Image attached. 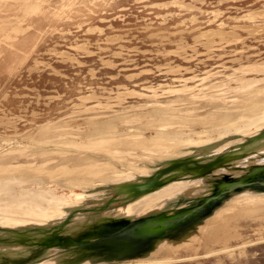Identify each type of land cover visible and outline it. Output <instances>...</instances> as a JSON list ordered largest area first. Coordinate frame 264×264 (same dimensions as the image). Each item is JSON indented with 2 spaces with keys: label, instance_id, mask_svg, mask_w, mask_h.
I'll return each mask as SVG.
<instances>
[{
  "label": "rangeland",
  "instance_id": "1",
  "mask_svg": "<svg viewBox=\"0 0 264 264\" xmlns=\"http://www.w3.org/2000/svg\"><path fill=\"white\" fill-rule=\"evenodd\" d=\"M263 107L264 0H0V234L76 224L105 204L121 223L197 209L142 243L65 246L15 264H264V171L250 175L264 167ZM217 142L238 173L182 192L174 211L163 214L164 194L138 209L109 202L126 173L142 180V169L152 176ZM241 178L248 184L226 191Z\"/></svg>",
  "mask_w": 264,
  "mask_h": 264
},
{
  "label": "bare ground",
  "instance_id": "2",
  "mask_svg": "<svg viewBox=\"0 0 264 264\" xmlns=\"http://www.w3.org/2000/svg\"><path fill=\"white\" fill-rule=\"evenodd\" d=\"M30 6V5H29ZM32 7V5H31ZM30 7V8H31ZM69 10V9H68ZM252 26V25H251ZM255 27V25H254ZM258 27V26H257ZM256 30V29H255ZM210 31H208L209 33ZM213 32V31H212ZM257 32V31H256ZM211 33V32H210ZM217 33V32H216ZM220 33V32H219ZM215 34V32H214ZM206 35V34H205ZM204 35V36H205ZM209 36V35H208ZM238 37V35H237ZM204 41V40H203ZM256 67V66H255ZM256 71V70H255ZM258 71V70H257ZM263 72V71H262ZM243 73V72H242ZM244 74V73H243ZM236 78V77H235ZM238 78V77H237ZM263 78V77H262ZM243 79V78H242ZM232 80V79H230ZM239 80V79H238ZM233 81V80H232ZM245 81V80H244ZM250 81V80H249ZM230 82V81H229ZM242 82V81H241ZM221 83V82H220ZM219 83V84H220ZM226 83V82H225ZM244 83H246L244 85ZM244 83H240L242 86L244 85L246 87V85H250L251 83H247L244 82ZM223 84V83H222ZM232 85V84H231ZM238 85V84H237ZM252 85V84H251ZM239 86V85H238ZM253 86V85H252ZM209 87V86H208ZM235 87V86H234ZM244 87V88H245ZM220 88V87H219ZM231 88V87H229ZM249 88H251V86H249ZM248 88V89H249ZM247 88H245V90H248ZM239 90H240V87H239ZM242 90H243V87H242ZM220 91V90H219ZM244 91V90H243ZM196 92V91H195ZM200 92V91H199ZM223 92V91H221ZM228 92V91H227ZM249 92V91H248ZM198 93V92H197ZM215 93V92H214ZM219 93V92H218ZM225 93V92H223ZM204 94V93H203ZM233 94V93H232ZM200 95V94H199ZM213 95V94H212ZM230 95V94H229ZM197 96V95H196ZM214 96V95H213ZM219 96V95H217ZM193 97H195V94L193 95ZM200 97V96H199ZM203 97V96H202ZM196 98V97H195ZM222 98V97H221ZM227 98V97H226ZM225 99V98H224ZM234 99V98H233ZM264 108V107H263ZM256 109V108H255ZM261 109V108H260ZM258 109V110H260ZM193 110V109H192ZM196 110V109H195ZM254 110V108H253ZM261 112V111H260ZM93 117V116H92ZM105 117V116H104ZM130 118V117H129ZM128 118V119H129ZM142 120V119H141ZM131 121V119H130ZM129 122V121H128ZM163 124V123H162ZM169 124V123H168ZM170 125V124H169ZM184 125V124H183ZM87 129V128H86ZM94 132V131H93ZM136 136V134H134ZM62 136V135H61ZM66 136V135H65ZM108 136V135H107ZM107 136L103 135V136H99L98 138L99 139H104L106 140L105 138H107ZM133 136V135H132ZM258 136V135H257ZM262 136V134L260 135ZM77 137V136H76ZM263 137V136H262ZM204 138V137H203ZM258 137H256L255 139H257ZM52 139V138H51ZM158 139V138H157ZM156 139V140H157ZM95 140H98V139H95ZM102 140V143L103 141ZM110 140V138H109ZM155 140V139H154ZM112 141V140H111ZM175 141H177V139H175ZM202 141V140H201ZM100 142V141H99ZM178 142V141H177ZM221 142V141H220ZM95 143V142H94ZM93 141H92V145L94 144ZM101 143V142H100ZM121 143V142H120ZM68 144V143H67ZM99 144V143H97ZM170 144V143H169ZM168 144V145H169ZM264 145V142L262 141L259 142L257 144V146H259L258 148H261L263 145ZM96 145V143H95ZM118 145V143H117ZM165 146V144H163ZM220 145L219 142H217L216 144H213V145H210V146H205V147H202L197 153L198 156H202V159L201 161H205V160H208L209 161V165H202L204 167H202L199 162H197V164L195 162H193L195 159H191L189 160L188 163H186V168H183L182 172L180 173V175H178V177L174 178L173 180L171 181H168L166 182L165 184L161 185V186H158L157 188H154L153 190L151 191H148L144 194H141L140 196H137L135 197L134 199H131V200H128V196H130L129 194L127 195L126 194V188H123V187H126L124 184L125 182H137V181H140L138 180L137 176H135V172L132 171V172H129V173H126L125 175V180L124 181H119L120 178H116L118 181L116 182V184H118L117 186V190H118V187L121 186L122 189H121V194L123 193L122 196H120L119 198L121 199V204H124V205H121L123 208L126 209V206H130L132 203L135 202V206L136 208L138 209L139 207L141 208V206L144 204V202L147 200V199H150L149 197H154L157 199H160L161 196L163 195L162 199L159 200V204H163L164 206L162 207V211H163V214H166V213H170V211H174L177 207L180 206V204L182 205V196H184V194H182V192H190V194L192 195H196V193L198 192H203V191H206V190H209V188H211L212 186L210 184L206 185V186H202L204 183L206 182H214V185H216V177H220L219 175L223 172L224 173V176L225 177L224 179H230L231 176L233 175H236L238 173V168H234V169H231L230 168V164L231 163H235L234 161L231 162V161H227V160H230L231 158H233L234 156L233 155H219L217 156L218 151H216V148L218 149V146ZM262 145V146H260ZM94 146V145H93ZM163 146V147H164ZM174 146V144H173ZM245 146V145H244ZM108 147V146H107ZM144 147V146H143ZM162 147V148H163ZM176 148V146H174ZM181 147V146H180ZM252 147V146H250ZM105 148V147H104ZM156 148V147H154ZM165 148V147H164ZM221 147H219L220 149ZM108 149V148H107ZM157 149V148H156ZM155 149V150H156ZM160 149V148H159ZM171 149V148H170ZM118 150V149H117ZM153 150V152L155 151ZM165 154L167 152L168 149H165ZM180 150V149H179ZM157 151V150H156ZM173 152L174 150H170V152L168 154H171L173 155ZM177 152V151H175ZM157 153V152H156ZM61 154V153H60ZM67 154V153H66ZM178 154V153H177ZM243 154H240L238 156H242ZM197 158V156H195ZM32 158V157H31ZM118 158V157H117ZM147 158V157H146ZM188 158V157H187ZM190 158H194V157H190ZM148 159V158H147ZM3 161V160H2ZM125 161V160H124ZM260 161H263V160H260ZM11 162V161H9ZM8 162V163H9ZM13 162V161H12ZM11 162V163H12ZM206 162V161H205ZM7 163V164H8ZM132 163V162H131ZM170 163V161L168 162ZM167 163V164H168ZM6 164V163H5ZM204 164V163H203ZM2 165V164H1ZM11 165V164H10ZM13 165V164H12ZM103 165V164H102ZM62 166V165H61ZM101 166V165H100ZM161 166V165H160ZM5 167H8V165H6ZM64 167V166H63ZM66 167V166H65ZM87 167V166H86ZM101 167H105V166H101ZM4 168V167H3ZM12 168V167H11ZM98 168H100L98 166ZM229 168V169H228ZM5 169V168H4ZM10 169V168H9ZM22 169V168H21ZM106 169V168H105ZM240 169V168H239ZM14 170H15V167H14ZM13 170V171H14ZM16 170H18L16 168ZM84 170H85V167H84ZM89 170V169H87ZM103 170V169H102ZM109 170V169H108ZM148 170V169H147ZM147 170H141L140 173H141V179L143 180L144 178L146 177H149L150 174H148ZM232 170V171H230ZM3 171V170H2ZM67 171V170H66ZM70 171V170H68ZM90 171H92V169H90ZM234 171H237V172H234ZM254 171H259L257 172L258 175L264 171V167H257L255 169H253L252 173H254ZM5 172V171H4ZM7 172V171H6ZM82 172V171H81ZM93 172V171H92ZM90 172V173H92ZM96 172V171H95ZM98 172H100L98 170ZM0 173H1V169H0ZM89 173V172H88ZM97 173V172H96ZM139 173V174H140ZM143 173V174H142ZM255 173V174H257ZM251 174V173H250ZM170 173H166V174H163L164 177H167L169 176ZM183 175H186V176H183ZM98 177V176H97ZM117 177V176H115ZM115 177H113V180H115ZM215 177V178H214ZM222 177V178H223ZM124 178V176H123ZM222 181V180H221ZM124 185V186H123ZM200 188V189H199ZM248 189V188H247ZM241 190V189H240ZM239 190V191H240ZM119 191V190H118ZM159 191V192H158ZM72 194H74L72 192ZM189 194V193H188ZM189 194V195H190ZM199 194V193H198ZM201 194V193H200ZM234 194V193H233ZM237 194V193H236ZM161 195L160 197H156V196H159ZM258 195L257 191H253V190H243V191H240V193H238V197L240 201H243L245 198H248V200H250L249 198H251L250 201L254 200V202H256L255 200H257L258 198L256 197ZM75 196H77L78 198L79 197H86L88 196L87 194H81V195H78V194H75ZM259 196V195H258ZM188 197V196H187ZM231 197V196H230ZM256 197V199H255ZM261 197V195L259 196ZM264 196H262L263 198ZM154 198V199H155ZM186 198V197H185ZM261 198V199H262ZM140 199V200H139ZM152 199V198H151ZM150 199V200H151ZM115 199H110L109 202H112L114 201ZM117 200V198H116ZM238 200V199H236ZM247 200V199H246ZM264 200V198H263ZM262 201V203H264V201ZM149 201V200H147ZM245 201V200H244ZM243 201V203H244ZM259 202V200H257ZM155 204H157V201H154ZM236 202H234V205H235ZM239 202H237L238 204ZM241 203V202H240ZM247 203V201H246ZM154 204V205H155ZM249 204V202H248ZM254 204V203H253ZM261 204V202H260ZM152 206H154L153 204H151ZM227 205V204H226ZM230 205V204H229ZM239 205V204H238ZM237 205V206H238ZM252 205V204H251ZM144 206V205H143ZM142 206V207H143ZM150 206V207H152ZM240 206H243L242 208H244L245 205H239L238 207ZM250 206V205H249ZM248 206V207H249ZM254 207V205H252ZM256 206V205H255ZM108 207V204H105V205H101V206H98L96 208H92V210L96 209V211H93V212H90L89 216L87 217V219H83V220H80L79 222H77L76 224H71V225H67V226H64V225H60V226H56V225H51V224H44V226L40 227V228H25L24 229V226H19L17 227L16 229H13V230H6L5 232H3V234H0V247H2L3 245L4 246H7V245H12V246H15V247H18L16 249H10V251L5 248H0V263L1 264H15L17 261H21L22 259H13V257L17 256V257H24L26 256L29 261H32L33 259H42L41 257L45 255V253L47 251H51L53 249H59V248H63L64 246H58L56 245V243H64V244H75V243H78V245H73V246H70V247H66L68 249L70 248H74V247H83L87 244H93V245H96V244H113V245H116L118 243H124L126 245H130L131 243L127 240H125V237L123 236V234L121 233L124 229H126L128 226H130L131 224H135L136 222L140 221L141 219H143L145 216H142L140 218H137L135 220H130V221H127L125 223H121L124 218H125V215H119V217H114L112 214L113 213H110L109 211L107 212H102V210L104 208ZM132 207V206H131ZM131 207L129 208L128 211H130ZM157 207V206H156ZM229 207V206H228ZM233 207V205H232ZM235 207V206H234ZM238 207H236L235 209L237 210ZM251 207V206H250ZM69 209H74L73 207H68ZM67 208V209H68ZM223 208V207H222ZM241 208V207H240ZM143 209V208H142ZM147 209V208H146ZM150 209V208H149ZM148 209V210H149ZM232 209L234 208H231L230 207V210L231 211ZM141 210V209H140ZM222 210V209H221ZM242 210V209H241ZM19 211V210H17ZM75 211V209L73 210ZM139 211V210H138ZM142 211V210H141ZM157 211V210H156ZM160 211V210H159ZM157 211V212H159ZM227 211V209H226ZM224 211V212H226ZM235 211V210H234ZM254 210L250 209V210H247L246 212H253ZM151 212V211H150ZM155 212V213H157ZM220 212V210H219ZM223 212V211H222ZM262 212V211H261ZM260 212V213H261ZM21 213V211H20ZM107 213H110V214H107ZM152 213V212H151ZM230 213V212H229ZM259 213V214H260ZM74 212L72 213V216H73ZM148 214V213H147ZM222 214V213H221ZM145 215V214H143ZM219 215V214H218ZM251 215V214H250ZM257 215V214H256ZM215 216V215H214ZM253 216V215H252ZM255 216V215H254ZM236 217V216H235ZM243 217V216H242ZM135 218V217H134ZM133 218V219H134ZM237 219V218H236ZM235 219V220H236ZM108 220L112 221L113 223H107ZM224 220H229V219H224ZM224 220H222L224 222ZM231 220H234V219H231ZM238 220V219H237ZM62 221V220H61ZM60 221V222H61ZM230 221V220H229ZM229 221H227L229 223ZM60 222L56 223V224H60ZM74 222V218H71V219H66V221H64L63 223L61 224H70ZM92 222H94L93 224H91ZM219 222V221H218ZM217 223V222H216ZM226 223V224H228ZM221 224V223H220ZM59 227L60 228V231L62 232L61 234L57 232V228L56 227ZM224 227V226H223ZM56 228V229H55ZM218 228V227H217ZM216 228V230H217ZM215 230V229H213ZM212 230V232H214ZM210 233V232H209ZM212 234V233H211ZM22 235H25L26 238H22L21 236ZM44 235H51V239L50 240H46V241H42L40 240V236H44ZM98 235H101L98 237V239H93L92 241L91 240H88V238H91V237H95V236H98ZM185 241V240H184ZM170 243V242H169ZM168 242H160L157 241V243L155 244L157 246L158 249H161V248H165L167 246H170L171 243L169 244ZM20 244H25L26 246H17V245H20ZM156 249V247H155ZM157 250V249H156ZM153 251V250H152ZM162 252V251H161ZM220 252V251H219ZM210 253V252H209ZM23 254V256L21 255ZM153 255V254H152ZM156 255V254H155ZM151 256V255H149ZM19 257V258H20ZM26 258V259H27ZM160 259V258H159ZM165 259V258H164ZM168 259V258H167ZM162 260V259H161ZM147 260H145L144 258L143 259H140L139 260L137 259V263H144L146 262ZM156 261V260H155ZM168 261V260H167ZM123 261H117V263H114V264H120L122 263ZM127 262V261H126ZM131 262V261H130ZM153 262V261H152ZM125 263V262H123ZM161 263V262H160ZM145 264V263H144ZM152 264V263H150ZM158 264V263H157Z\"/></svg>",
  "mask_w": 264,
  "mask_h": 264
},
{
  "label": "water",
  "instance_id": "3",
  "mask_svg": "<svg viewBox=\"0 0 264 264\" xmlns=\"http://www.w3.org/2000/svg\"><path fill=\"white\" fill-rule=\"evenodd\" d=\"M194 156H189L188 158H179L173 161H170L167 165L164 167L160 168L157 170V172L149 177L144 178L143 180L137 181V182H127L124 185L126 187V194L130 195L128 196V200L134 199L137 196H140L141 194H144L148 191L153 190L154 188H157L158 186H161L165 184L168 181L173 180L174 178L178 177L180 173L183 171V168H186V163L189 162L191 159H195L193 162L199 164L202 166L209 165V161H201L202 158H190ZM204 163V164H203ZM202 166V167H204ZM259 171H254V173H251V176H257ZM170 173L169 176L164 177L163 174ZM257 173V174H255ZM186 176V175H183ZM244 184H248V182L245 181V179L241 178L238 181L234 182H226L224 183V186H226V191L227 190H232L237 187L243 186ZM123 185V186H124ZM118 186V185H117ZM117 186L115 187V190L117 193H119L121 196V189L122 187L119 186L118 190L116 189ZM120 197V196H119ZM117 198L121 202L120 198ZM220 195H212L210 197H207L206 200H211V199H216L219 198ZM116 201V198H113ZM208 202V201H207ZM197 209H192L188 212H184L182 214H172V215H166L163 217L156 218L155 216H152L150 218H144L141 219L140 221L136 222L135 224H131L128 226L126 229H124L121 233L125 237V240L129 241L130 243L133 242H138L142 243L147 240H151L154 237H158L161 235L165 230H168L170 228H174L182 223H184L187 219H189L193 214H195ZM58 234L61 232L60 228H57ZM61 234V233H60ZM94 237H91V241ZM98 239V238H97ZM78 245V243L75 244H64V243H56L58 246H73V245Z\"/></svg>",
  "mask_w": 264,
  "mask_h": 264
}]
</instances>
